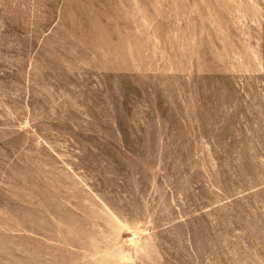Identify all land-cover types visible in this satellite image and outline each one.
Wrapping results in <instances>:
<instances>
[{"label":"rangeland","instance_id":"rangeland-1","mask_svg":"<svg viewBox=\"0 0 264 264\" xmlns=\"http://www.w3.org/2000/svg\"><path fill=\"white\" fill-rule=\"evenodd\" d=\"M0 264H264V0H0Z\"/></svg>","mask_w":264,"mask_h":264}]
</instances>
